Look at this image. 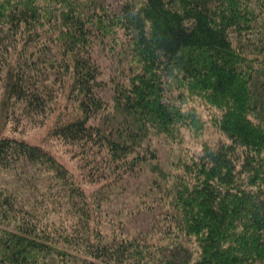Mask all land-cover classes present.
Returning <instances> with one entry per match:
<instances>
[{
	"label": "trees",
	"instance_id": "obj_1",
	"mask_svg": "<svg viewBox=\"0 0 264 264\" xmlns=\"http://www.w3.org/2000/svg\"><path fill=\"white\" fill-rule=\"evenodd\" d=\"M0 130V264H264V0H0Z\"/></svg>",
	"mask_w": 264,
	"mask_h": 264
},
{
	"label": "rangeland",
	"instance_id": "obj_2",
	"mask_svg": "<svg viewBox=\"0 0 264 264\" xmlns=\"http://www.w3.org/2000/svg\"><path fill=\"white\" fill-rule=\"evenodd\" d=\"M196 100L193 104L199 109L200 113L204 119V127L202 128L201 132L197 135L191 133V131L186 130L184 133V143L188 146V148L192 151H198L201 148V144L203 141H215L220 138H225L224 134L220 131L217 125L214 124L213 116L218 115L217 111L211 109L206 104H204L200 99L195 98ZM47 128L44 127H36L27 132L25 137L30 141H41L44 133L46 132ZM2 133L6 131L0 130ZM60 159L65 160L66 155L63 154Z\"/></svg>",
	"mask_w": 264,
	"mask_h": 264
}]
</instances>
